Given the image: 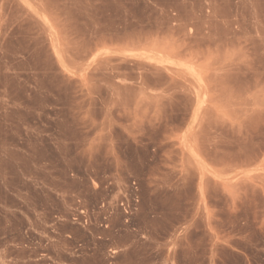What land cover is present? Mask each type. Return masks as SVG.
<instances>
[{"label": "rangeland", "instance_id": "obj_1", "mask_svg": "<svg viewBox=\"0 0 264 264\" xmlns=\"http://www.w3.org/2000/svg\"><path fill=\"white\" fill-rule=\"evenodd\" d=\"M0 264H264V0H0Z\"/></svg>", "mask_w": 264, "mask_h": 264}, {"label": "built area", "instance_id": "obj_2", "mask_svg": "<svg viewBox=\"0 0 264 264\" xmlns=\"http://www.w3.org/2000/svg\"><path fill=\"white\" fill-rule=\"evenodd\" d=\"M133 187L135 188V190L137 191V187H136V183L133 182L132 183ZM139 202V198L137 195H132L131 197H127L125 196L124 199L120 200L118 205L121 207L122 212L125 216V222L129 223L131 216L135 214V212L137 211V204ZM80 214L82 215V218H80L79 215L75 214L72 216V220L74 221V223L85 227L88 223V219L86 217V213H85V209H80ZM104 225V224H101ZM108 224L105 223V226H107Z\"/></svg>", "mask_w": 264, "mask_h": 264}]
</instances>
